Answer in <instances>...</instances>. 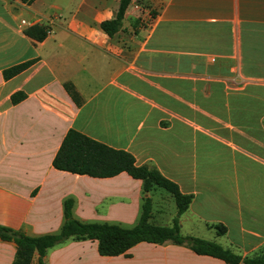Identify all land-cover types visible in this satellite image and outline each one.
Instances as JSON below:
<instances>
[{
    "label": "crops",
    "instance_id": "obj_1",
    "mask_svg": "<svg viewBox=\"0 0 264 264\" xmlns=\"http://www.w3.org/2000/svg\"><path fill=\"white\" fill-rule=\"evenodd\" d=\"M120 1L0 0V226L30 237L58 234L64 203L73 199L76 220L131 229L149 197L150 223L173 227L177 205L163 189L145 194L142 181L127 173L93 178L55 169L74 129L131 153L137 166L158 169L190 196L179 217L183 237L217 243L242 258L260 256L264 0H133L121 31L109 37L100 25L115 18ZM146 19L153 29H140ZM210 24L226 28L227 37L181 38L165 29ZM35 25L50 30L37 44L25 34ZM161 52L175 60H153L144 69L132 60ZM183 57L189 63L182 65ZM197 59L202 72L194 69ZM30 61L29 69L5 79L4 71ZM215 69L222 73L208 74ZM66 83L81 95L80 107ZM20 92L27 97L13 104ZM16 255L17 245L0 237V264H13ZM44 262L227 264L173 242H142L125 255L102 256L97 240H69L50 249Z\"/></svg>",
    "mask_w": 264,
    "mask_h": 264
},
{
    "label": "trees",
    "instance_id": "obj_2",
    "mask_svg": "<svg viewBox=\"0 0 264 264\" xmlns=\"http://www.w3.org/2000/svg\"><path fill=\"white\" fill-rule=\"evenodd\" d=\"M132 1L121 0L115 18L101 23L100 28L106 35L113 37L121 31L127 9ZM49 32V28L35 25L28 28L25 34L37 44L43 42ZM34 63L35 61H30L4 71L5 79L10 80L18 76ZM221 73L218 69L208 72L211 76ZM65 89L74 103L80 107L83 99L75 86L66 83ZM26 97L27 95L22 92L17 93L12 96V103L19 104ZM53 167L59 171L93 178H113L121 173H127L133 179L142 181L145 194L158 188L163 189L171 194L177 205L178 214L174 225L173 227H160L150 223L152 200L149 197L144 200L139 223L131 229L117 225L82 223L73 217L74 200L68 199L64 203L65 222L58 234L30 237L0 226V237L17 245V255L13 264H33L36 255L38 264H45L44 259L47 252L69 240H97L99 253L108 257L125 255L131 248L142 242L160 245L173 242L177 245L188 246L198 255L218 258L227 264H264V250L258 257L242 258L217 243L183 237L180 233L179 217L189 209L192 198L182 194L178 185L163 176L158 169L137 166L135 157L127 151L114 149L71 129L53 160ZM216 230L219 235L227 232V229L221 225L216 226Z\"/></svg>",
    "mask_w": 264,
    "mask_h": 264
},
{
    "label": "rangeland",
    "instance_id": "obj_3",
    "mask_svg": "<svg viewBox=\"0 0 264 264\" xmlns=\"http://www.w3.org/2000/svg\"><path fill=\"white\" fill-rule=\"evenodd\" d=\"M143 28H150L153 29V27L150 26V20L146 19L142 22H140V29ZM167 29L169 33H171L174 36H180L181 38L183 37H193V38H197L198 40L200 39H210L212 38L211 36H218L221 37L223 36L224 38L227 37V29L226 28H219L216 27L215 25H185V26H177V27H167L165 28ZM138 32V31H136ZM136 37H133L132 40H130L129 45H127V49H129V51H134L133 50V46L136 43L135 42ZM160 55H157L153 58H150L149 56H147L146 54H142V55H135L132 57V60H134L136 66L138 68L144 69V68H150L151 67V63L153 64V60H154V65H155V60L157 61H174L175 59L170 56L168 53H164L161 52L159 53ZM182 59V65H185V61L188 60L187 58L183 57ZM189 63V60H188ZM202 64L203 61L197 59L196 60V67L194 66V69L197 72H202ZM189 66H191V64H189ZM201 67V68H199Z\"/></svg>",
    "mask_w": 264,
    "mask_h": 264
},
{
    "label": "built area",
    "instance_id": "obj_4",
    "mask_svg": "<svg viewBox=\"0 0 264 264\" xmlns=\"http://www.w3.org/2000/svg\"><path fill=\"white\" fill-rule=\"evenodd\" d=\"M22 24H23V25H29L26 21H22ZM210 62H211V64H214V63H216L217 61H216V59H215L214 57H212Z\"/></svg>",
    "mask_w": 264,
    "mask_h": 264
}]
</instances>
